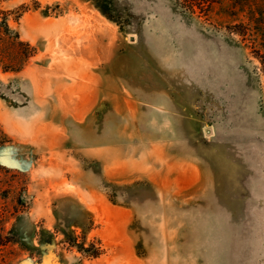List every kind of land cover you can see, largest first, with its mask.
Segmentation results:
<instances>
[{
  "label": "rangeland",
  "instance_id": "1",
  "mask_svg": "<svg viewBox=\"0 0 264 264\" xmlns=\"http://www.w3.org/2000/svg\"><path fill=\"white\" fill-rule=\"evenodd\" d=\"M197 3L0 0L36 48L0 67V264H264V36Z\"/></svg>",
  "mask_w": 264,
  "mask_h": 264
},
{
  "label": "trees",
  "instance_id": "2",
  "mask_svg": "<svg viewBox=\"0 0 264 264\" xmlns=\"http://www.w3.org/2000/svg\"><path fill=\"white\" fill-rule=\"evenodd\" d=\"M202 1L210 2L211 0ZM194 3L195 5L198 4L197 0H194ZM233 6L237 8H248L252 11L250 19L254 21L255 25L250 26L248 24L252 31L249 34L250 36H258L261 34L264 36V0H233ZM26 10H28L27 5H22L20 9L15 11L0 8V67L4 72L22 71L31 57L36 54L35 46L29 41L23 40L20 33L10 23L11 18L18 21ZM262 25L263 27H261ZM240 34L243 36L246 35L244 32H240ZM259 56L264 64V54L259 53ZM9 140L8 134L0 126V145L7 143ZM76 224L85 228V225L81 222H77ZM83 240V243H85V239ZM69 242L71 244H77L74 241ZM83 243L77 244V246L88 257L97 258L104 252L102 247L98 246L94 241L89 242L87 245Z\"/></svg>",
  "mask_w": 264,
  "mask_h": 264
}]
</instances>
